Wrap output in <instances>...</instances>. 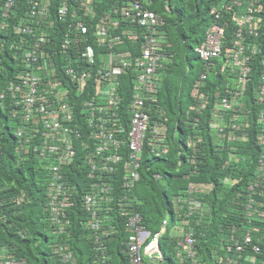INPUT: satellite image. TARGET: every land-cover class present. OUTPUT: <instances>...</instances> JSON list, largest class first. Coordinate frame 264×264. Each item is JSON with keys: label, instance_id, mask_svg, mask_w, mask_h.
Instances as JSON below:
<instances>
[{"label": "trees", "instance_id": "trees-1", "mask_svg": "<svg viewBox=\"0 0 264 264\" xmlns=\"http://www.w3.org/2000/svg\"><path fill=\"white\" fill-rule=\"evenodd\" d=\"M148 1L146 5L164 18V24L157 27V31L162 51L169 60L158 73L157 91L152 92L153 100L148 101L145 110L152 120L159 119L166 124V133L156 150L152 151L145 141L140 157V178L132 188L125 189L119 182L123 177H118L116 193L127 197L121 200L120 207L113 202L117 208L107 215L113 228L103 237L107 248L100 252L103 254L96 256L91 234L84 225L89 214L82 206L81 196L85 191H92L97 180L88 177L86 151L79 150L75 160L64 165L69 177L65 182L72 187L73 204L67 215L71 224L66 232L59 234L48 218L49 180L42 166L40 137L31 136L29 129L24 134L17 132L20 126L30 127L35 123L42 126L41 120L34 112L28 119L25 112L24 115L19 112L11 121L10 97L4 99L6 106L0 103V200L6 201L0 210V253L21 260L20 264H72V259H63L58 251L60 246L71 252L73 264H129L126 221L129 214L134 213L141 214L143 225L150 231L145 245L163 221H168L159 240L163 260L147 261L148 264H191L192 258L185 252L178 254L177 242L182 238L176 231L179 228L193 232L194 253L200 264H225L226 248L232 235L240 239L248 231L261 251L254 253L250 246L246 247L239 264H251L249 256L255 257L254 264H264V162L259 161L262 155L264 157V144L259 142L264 133V119L260 120V113L264 114V99L259 95L264 82L261 78L264 6L252 23L260 32V37H254L247 25L242 35L237 34V21L242 14L233 4L234 0ZM49 2V15L38 18L40 21L36 23V17L26 16L27 0H17L6 19L7 24L0 26V92H7L16 74L27 69L23 56L39 35H47L44 49L53 54L60 66L69 55L64 46L66 32L73 37L78 28L70 29V23L76 25L81 20L90 34L105 11L129 3L127 0H97L89 11L77 4L76 17L68 6L65 17L61 18L58 13L61 0ZM214 6L219 8L220 21L225 26V59L229 58L230 48L238 47L243 39L249 46L256 42L260 47L252 54L250 79L242 86L236 83L234 72L223 71L224 63L216 61L211 68L195 51L214 21L211 13ZM23 24L33 30H19ZM144 39L140 32L133 46ZM131 49L135 56L139 54L138 46ZM202 73H206L204 79ZM133 78L129 73L119 76L122 109L128 108ZM237 90L241 93L240 102L227 112L217 110L220 100ZM245 112L250 115L247 129L243 128L245 119L240 116ZM125 115L124 122L129 128L131 113ZM215 122H219L223 130H219ZM233 135L235 138L231 139ZM244 136L246 139L241 138ZM36 145L39 146L37 151L34 150ZM126 150L119 149L122 153ZM51 161L53 159H45L46 163ZM191 183L197 188L191 201L194 208L189 210V199L179 201V197H184ZM19 196H23L20 204L16 202Z\"/></svg>", "mask_w": 264, "mask_h": 264}, {"label": "built area", "instance_id": "built-area-1", "mask_svg": "<svg viewBox=\"0 0 264 264\" xmlns=\"http://www.w3.org/2000/svg\"><path fill=\"white\" fill-rule=\"evenodd\" d=\"M16 1L0 2L2 28L7 24L6 19ZM95 1L97 0H61L58 13L64 18L68 6H71L73 16L76 17L77 4L78 7L89 11ZM127 1L129 3L121 8L105 11L90 34L88 27L81 20L77 21L76 25L70 23V29L74 26L78 28L73 37L68 36L69 32H66L64 46L69 55L66 62L60 66L53 58V54L44 49L47 35L44 33L39 35L23 56L27 69L16 74L15 80L10 81L7 92H0V103L4 106L8 104H5L4 99L10 97L11 121L19 112L22 115L25 112L27 119L34 112L41 120L42 126L38 123L30 127L20 126L17 132L24 134V131L29 129L31 136L40 137V156L44 160L42 166L47 170L49 180L48 218L55 225L54 231L59 234L66 232L71 224L67 215L73 204L72 187L65 182L69 177L64 165L73 162L79 150L86 151L90 167L88 177L97 180L92 191H85L82 194L81 201L89 214V219L84 221V225L91 234L92 248L96 255L106 251L103 237L112 232L113 225L109 224L107 215L117 208L116 205L120 207L121 200L127 197L122 193H116L115 183L118 177H123L119 182L125 189L132 188L140 178V157L145 141L152 151L156 150L166 133V124L159 119L152 120L150 113L145 110L148 101L153 100L152 92L157 91L158 73L169 60L162 51L161 36L157 31L165 21L163 16L146 5L149 3L148 0ZM49 4V0H27L26 16L36 17V23L39 22L38 18L49 15ZM233 4L239 7L242 14L237 21V34L242 35L247 25L251 35L260 37L259 30L252 26V23L254 24L258 18V11L263 9L264 0H234ZM119 12L121 16L117 15ZM211 13L214 14V21L207 28L204 40L195 46V51L211 68L216 65V61L224 63L223 71L230 69L234 72L236 83L242 86L250 79L249 62L252 60V54L260 47L256 42L249 46L243 39L238 47L230 48L229 58L225 59L226 55L223 53L225 26L220 21L221 12L214 6ZM23 25L19 30L23 32L33 30L28 24ZM140 32L145 39L133 46ZM127 46L131 48L138 46L139 54L135 56L132 49ZM124 73L134 77L127 109H122L123 98L118 87L119 76ZM205 77L206 73H202L201 78ZM261 78L264 81V72ZM240 94L237 90L224 96L217 105V110L220 109L222 112L231 110L240 102ZM259 95L264 99V82L259 88ZM126 113H131L128 120L129 128L127 122H124ZM261 119H264V114L260 113ZM215 124L219 130H223L219 122ZM243 125V128L247 129L248 118ZM234 138L235 135L231 137ZM241 138L246 139V136ZM259 142L264 144V133ZM38 148L36 145L34 150L37 151ZM120 148L127 150L122 153L119 151ZM263 158V155L259 158L262 163ZM45 159L53 161L46 163ZM112 179L115 182H110ZM196 188L194 184H189L184 197H179V201L189 199V210L194 208L191 201L196 196ZM249 188L252 189L251 184ZM22 201L23 196L16 198L18 204ZM5 202L0 200V210ZM113 202L116 203L115 206ZM167 224L168 221L165 219L160 229L154 232L150 241L144 245L150 231L143 225L140 213L129 214L126 221L129 232L126 240L129 264H147L145 256L149 261L163 260L159 240L166 231ZM178 233L182 237L177 242L178 254L182 255L185 252L192 258L191 264H200L194 253L193 232L179 228ZM230 241L226 248L228 258L225 264H239L246 247L250 246L254 253L261 251L260 245L253 243L249 231L240 239L232 235ZM58 251L65 261L72 259V264L74 263L69 250L60 246ZM248 259L254 264V256H249ZM20 263L21 260L11 259L5 253H0V264Z\"/></svg>", "mask_w": 264, "mask_h": 264}, {"label": "clouds", "instance_id": "clouds-1", "mask_svg": "<svg viewBox=\"0 0 264 264\" xmlns=\"http://www.w3.org/2000/svg\"><path fill=\"white\" fill-rule=\"evenodd\" d=\"M157 13V12H156ZM227 112V111H226ZM244 119H246L247 120V118L248 117H250V115L249 114H247V112H245L244 113V116H242ZM247 127H249V126H247ZM209 207V206H208ZM176 231H178L177 229H176ZM164 233V232H163ZM149 236H150V234H149ZM162 236V235H161ZM161 238V237H160ZM147 239V238H146ZM151 239V238H150ZM146 241V240H145ZM150 241V240H149ZM148 241V242H149ZM144 245H145V243H144ZM160 246V245H159ZM107 249V248H106ZM97 256V255H96ZM146 260V259H145ZM148 261V260H147ZM150 263H151V261H149ZM152 262H155V261H152ZM148 264V263H147Z\"/></svg>", "mask_w": 264, "mask_h": 264}, {"label": "rangeland", "instance_id": "rangeland-1", "mask_svg": "<svg viewBox=\"0 0 264 264\" xmlns=\"http://www.w3.org/2000/svg\"><path fill=\"white\" fill-rule=\"evenodd\" d=\"M226 50H227V48H226ZM145 259L149 261V258L147 256H145Z\"/></svg>", "mask_w": 264, "mask_h": 264}]
</instances>
